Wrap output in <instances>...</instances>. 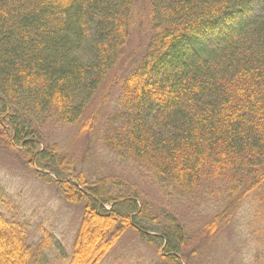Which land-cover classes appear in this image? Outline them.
Here are the masks:
<instances>
[{
    "label": "trees",
    "instance_id": "1",
    "mask_svg": "<svg viewBox=\"0 0 264 264\" xmlns=\"http://www.w3.org/2000/svg\"><path fill=\"white\" fill-rule=\"evenodd\" d=\"M137 1L0 0V145L22 147L36 177L54 176L62 199L83 208L67 264H102L131 230L156 247L166 241L168 264L195 242L175 215L139 206L134 187L89 183L43 134L47 122L73 127L84 156L114 95L101 143L117 162L180 198L223 187L226 205L204 237L253 193L264 221V0ZM140 12L151 38L138 58L129 41ZM11 202L0 194V264H52L50 236L32 244Z\"/></svg>",
    "mask_w": 264,
    "mask_h": 264
},
{
    "label": "rangeland",
    "instance_id": "2",
    "mask_svg": "<svg viewBox=\"0 0 264 264\" xmlns=\"http://www.w3.org/2000/svg\"><path fill=\"white\" fill-rule=\"evenodd\" d=\"M141 1H137L138 5L140 3L139 8L143 7ZM258 13L259 11L251 18ZM140 15L141 12L137 20H134L129 41V52L135 50L138 58L143 55L151 38L149 15L147 14L143 23L139 21ZM115 98L116 95L102 108L97 133L94 139L90 137L92 143L88 144L90 149L84 156L81 152L82 144H86L85 137H79L81 141H78L73 127L56 126L53 122H47L43 125V134L50 142L58 143L70 153L80 167L78 171H84L89 183L93 184L100 178L115 179L139 192V206L145 201L158 211L175 215L195 240L184 254L177 255L179 264H264V221L258 212V193L251 194L243 201L228 227L223 228L212 239L204 237L202 228L226 205L223 187L213 185L210 188L207 185L206 188L199 189L202 192L194 197L180 198L154 185L145 171L117 162L114 155L101 143L105 131L103 125L115 110L114 102L110 101ZM97 107L98 105L93 107L91 112L97 110ZM4 122L1 115L0 123L6 124ZM40 148L43 150L45 145L41 143ZM21 150L22 147L10 150L0 145V194L11 199L13 209L9 215L15 216L25 225L31 243L39 244L47 233L51 246L47 247L49 250L46 255L52 264H67L68 260L64 258L72 254L83 208L69 205L62 199L52 182L54 176H50V181L37 178V170L29 167ZM39 173L45 174L42 170ZM152 235L161 236L157 233ZM166 243L163 241L157 247L147 244L138 233L131 230L102 264H168L169 262L162 260Z\"/></svg>",
    "mask_w": 264,
    "mask_h": 264
}]
</instances>
